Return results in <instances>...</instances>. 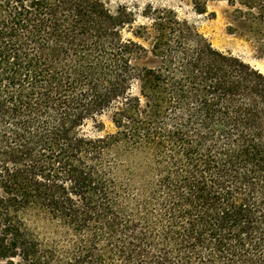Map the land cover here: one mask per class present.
<instances>
[{
    "label": "trees",
    "instance_id": "obj_1",
    "mask_svg": "<svg viewBox=\"0 0 264 264\" xmlns=\"http://www.w3.org/2000/svg\"><path fill=\"white\" fill-rule=\"evenodd\" d=\"M227 3L264 57V0ZM142 16L0 0V264H264V75Z\"/></svg>",
    "mask_w": 264,
    "mask_h": 264
},
{
    "label": "rangeland",
    "instance_id": "obj_2",
    "mask_svg": "<svg viewBox=\"0 0 264 264\" xmlns=\"http://www.w3.org/2000/svg\"><path fill=\"white\" fill-rule=\"evenodd\" d=\"M147 5L173 10L179 19L194 25L215 49L230 53L264 75V57L260 55L254 42L227 32L232 12L227 0H208L207 13L204 15L194 12L192 0H109L111 9L126 7L131 10L136 16V25L147 23L142 16ZM103 122L105 127L101 133H95L92 129L89 132L94 133L93 136L113 133L114 128L106 117Z\"/></svg>",
    "mask_w": 264,
    "mask_h": 264
}]
</instances>
